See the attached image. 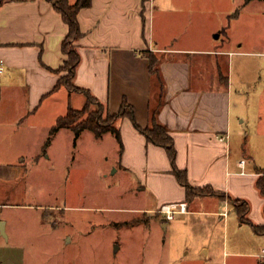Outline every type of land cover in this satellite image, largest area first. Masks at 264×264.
<instances>
[{"label": "crops", "instance_id": "1", "mask_svg": "<svg viewBox=\"0 0 264 264\" xmlns=\"http://www.w3.org/2000/svg\"><path fill=\"white\" fill-rule=\"evenodd\" d=\"M170 1L92 0L90 6L81 8L78 18L84 36L78 41L81 62L75 82L106 103L111 112H118L125 98L134 106V121L129 117L117 121L123 142L120 167L137 170L141 187L157 196L156 207L143 206L142 211L160 212L164 204L186 201L187 212L178 213L183 216L182 226L208 234L194 245L197 251L209 260L220 259L223 250L233 257H259L264 264V233L242 222L230 201L231 197L245 199L250 220L264 225L260 187L264 159L259 153L264 150V32L240 43L227 35L221 45L199 46L198 38L177 37L168 30L167 15L176 10L172 3L166 7ZM67 33L68 25L51 1L6 0L0 6V62L5 74L0 107L11 103L16 108L14 125L26 122L31 127L38 113L58 104L55 92L65 86L53 89L62 74L57 70L64 63L62 42ZM151 56L157 58L155 73L150 68ZM67 96L74 98L70 92ZM1 115L0 134L9 123ZM154 120L173 136L176 164L187 170L190 183L213 186L225 196L187 199L165 147L149 140L136 125L145 128ZM55 123L49 125V132ZM244 158L246 173L241 172ZM18 170L19 163L0 161V172L6 176L13 177ZM6 204L24 203L0 202V206ZM162 218L166 228L180 226L172 222L176 216ZM245 225L251 229L249 240L261 247L238 244ZM232 226L236 237L228 250ZM8 238L13 248L21 247L18 239L10 234ZM222 239L225 244L220 249Z\"/></svg>", "mask_w": 264, "mask_h": 264}, {"label": "rangeland", "instance_id": "2", "mask_svg": "<svg viewBox=\"0 0 264 264\" xmlns=\"http://www.w3.org/2000/svg\"><path fill=\"white\" fill-rule=\"evenodd\" d=\"M171 3L176 10L167 15L168 30L198 38L199 46L220 44L227 35L240 43L264 32V0H171L166 7ZM4 77L2 72L0 84ZM68 92L74 98L68 99ZM54 99L56 107L44 108L31 127L14 125L17 113L11 103L0 107L2 120L9 122L0 134V161L20 164L13 177L0 172V202L24 203L0 206V220L8 221L7 235L0 230V264H12L9 257L14 264H261L259 257H233L223 250L220 259L209 260L194 248L207 233L182 226L178 213L172 222L180 226L173 230L161 222V211H142L143 206L155 208L157 196L141 187L137 170L120 167L123 148L114 133L97 138L85 130L77 137L64 127L45 148L47 128L56 117L69 104L81 108L86 102L83 92L65 87ZM259 151L264 159V150ZM245 226L237 243L253 249L259 243L249 240L251 229ZM234 228L228 233V250ZM9 234L21 247L13 248ZM224 244L222 239L220 249Z\"/></svg>", "mask_w": 264, "mask_h": 264}, {"label": "trees", "instance_id": "3", "mask_svg": "<svg viewBox=\"0 0 264 264\" xmlns=\"http://www.w3.org/2000/svg\"><path fill=\"white\" fill-rule=\"evenodd\" d=\"M6 0H0V6ZM51 1L55 8L61 13L63 20L68 25V33L62 42V52L65 56L63 65L57 70L62 73L59 77L57 84L53 91L58 90L60 87L65 86L69 91H80L86 96V102L81 108H74L69 106L67 112L58 117L56 123L52 126L50 134L44 144L46 148L51 142L53 135L61 128H71L77 135H80L85 130H91L94 132L97 138L103 137L107 132H112L116 135L123 146L121 131L117 126V121L124 117H129L133 121L135 120L134 106L125 98L118 112H111L108 105L96 97L89 89L81 87L76 84L75 77L77 73V67L81 62V54L78 49V41L84 36V32L81 29L78 14L81 8L90 6L92 0H48ZM250 0H246L248 2ZM157 58L151 56V71L153 73L156 70ZM137 127L146 135V137L154 143L165 147L168 156L173 165V172L176 175L179 182L186 188V197L190 199L197 195H217L225 196L224 192L216 190L213 186H194L190 183L188 173L186 169H181L176 164L177 149L175 146V140L170 134L168 128L161 123L154 120L152 126L141 127L136 124ZM260 187L264 193V182H260ZM239 218L242 222H248L252 224L254 230L259 233H264V225L254 224L249 214V203L245 199L230 198ZM158 213V212H157ZM145 214V213H144ZM138 218V217H137Z\"/></svg>", "mask_w": 264, "mask_h": 264}, {"label": "built area", "instance_id": "4", "mask_svg": "<svg viewBox=\"0 0 264 264\" xmlns=\"http://www.w3.org/2000/svg\"><path fill=\"white\" fill-rule=\"evenodd\" d=\"M3 71H4V65L0 62V74ZM224 138L225 136L220 137L221 140H224ZM246 162H247V159L245 158L241 160V165H242L241 172L242 173H246V170H245ZM187 208H188V203L186 201H179V202H170V203L164 204L162 208L160 209V211L165 215V217L168 220H171L175 218L176 213L187 212Z\"/></svg>", "mask_w": 264, "mask_h": 264}, {"label": "water", "instance_id": "5", "mask_svg": "<svg viewBox=\"0 0 264 264\" xmlns=\"http://www.w3.org/2000/svg\"><path fill=\"white\" fill-rule=\"evenodd\" d=\"M0 230L2 231V233L4 235H7V233H6V223H5L4 220H0Z\"/></svg>", "mask_w": 264, "mask_h": 264}]
</instances>
